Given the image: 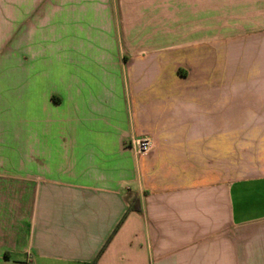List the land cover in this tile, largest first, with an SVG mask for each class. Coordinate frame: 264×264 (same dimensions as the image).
Returning a JSON list of instances; mask_svg holds the SVG:
<instances>
[{"label":"crops","instance_id":"crops-1","mask_svg":"<svg viewBox=\"0 0 264 264\" xmlns=\"http://www.w3.org/2000/svg\"><path fill=\"white\" fill-rule=\"evenodd\" d=\"M93 263L264 264V0H0V264Z\"/></svg>","mask_w":264,"mask_h":264},{"label":"built area","instance_id":"built-area-1","mask_svg":"<svg viewBox=\"0 0 264 264\" xmlns=\"http://www.w3.org/2000/svg\"><path fill=\"white\" fill-rule=\"evenodd\" d=\"M132 146L138 154L144 155L151 151L153 142L148 138H143L133 141Z\"/></svg>","mask_w":264,"mask_h":264},{"label":"rangeland","instance_id":"rangeland-1","mask_svg":"<svg viewBox=\"0 0 264 264\" xmlns=\"http://www.w3.org/2000/svg\"><path fill=\"white\" fill-rule=\"evenodd\" d=\"M188 13V11H185V17H186V14ZM191 13V11H190ZM193 14H197V10H195L194 12H192ZM205 13L209 14V13H212V11H206ZM194 19H196V16L194 17ZM197 20V19H196ZM192 24L191 25H187V22L185 20V34L186 33H189V32H197L196 30L198 29V27L196 26V22L197 21H193L191 20ZM203 28V27H202Z\"/></svg>","mask_w":264,"mask_h":264},{"label":"trees","instance_id":"trees-1","mask_svg":"<svg viewBox=\"0 0 264 264\" xmlns=\"http://www.w3.org/2000/svg\"><path fill=\"white\" fill-rule=\"evenodd\" d=\"M130 210H138L139 207H138V202L136 199H134L132 202H131V205H130ZM94 264V263H93Z\"/></svg>","mask_w":264,"mask_h":264}]
</instances>
